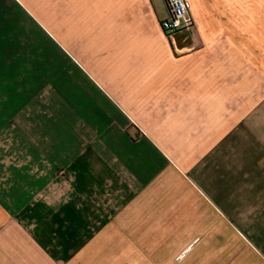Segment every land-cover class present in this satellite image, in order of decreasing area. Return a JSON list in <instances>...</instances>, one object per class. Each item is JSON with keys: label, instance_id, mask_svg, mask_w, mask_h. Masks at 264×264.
I'll list each match as a JSON object with an SVG mask.
<instances>
[{"label": "crops", "instance_id": "0c3cea01", "mask_svg": "<svg viewBox=\"0 0 264 264\" xmlns=\"http://www.w3.org/2000/svg\"><path fill=\"white\" fill-rule=\"evenodd\" d=\"M0 0V264H264V0Z\"/></svg>", "mask_w": 264, "mask_h": 264}, {"label": "built area", "instance_id": "2783aa9c", "mask_svg": "<svg viewBox=\"0 0 264 264\" xmlns=\"http://www.w3.org/2000/svg\"><path fill=\"white\" fill-rule=\"evenodd\" d=\"M167 7V17L160 22L166 33L189 29L193 26V17L186 0H164Z\"/></svg>", "mask_w": 264, "mask_h": 264}, {"label": "rangeland", "instance_id": "374dc122", "mask_svg": "<svg viewBox=\"0 0 264 264\" xmlns=\"http://www.w3.org/2000/svg\"><path fill=\"white\" fill-rule=\"evenodd\" d=\"M189 1V4L191 3V0H188Z\"/></svg>", "mask_w": 264, "mask_h": 264}]
</instances>
